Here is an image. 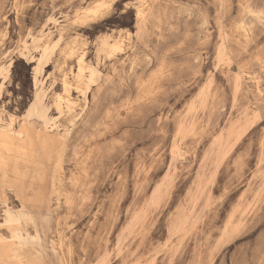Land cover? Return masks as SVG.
<instances>
[{"label": "rangeland", "instance_id": "374dc122", "mask_svg": "<svg viewBox=\"0 0 264 264\" xmlns=\"http://www.w3.org/2000/svg\"><path fill=\"white\" fill-rule=\"evenodd\" d=\"M102 1L0 0V264H264V0Z\"/></svg>", "mask_w": 264, "mask_h": 264}, {"label": "bare ground", "instance_id": "6f19581e", "mask_svg": "<svg viewBox=\"0 0 264 264\" xmlns=\"http://www.w3.org/2000/svg\"><path fill=\"white\" fill-rule=\"evenodd\" d=\"M107 0H103L102 3L104 4ZM111 1V0H110ZM138 14L141 16L142 15V12H138ZM82 57L79 58V61H78V71H79V74H78V78H81V73L83 72V64H82ZM152 79V78H151ZM255 79V78H254ZM62 86L64 88V90H68V87H69V82L67 80H64L62 82ZM63 99V96H61V94L57 93L56 94V97H55V100H56V103L57 104H60L61 101ZM67 101V100H66ZM248 126V125H247ZM240 135V134H238ZM153 264V263H152Z\"/></svg>", "mask_w": 264, "mask_h": 264}]
</instances>
